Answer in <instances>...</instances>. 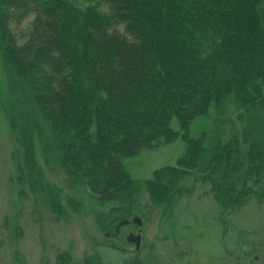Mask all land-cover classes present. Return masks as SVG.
I'll use <instances>...</instances> for the list:
<instances>
[{
	"label": "trees",
	"instance_id": "16d2710c",
	"mask_svg": "<svg viewBox=\"0 0 264 264\" xmlns=\"http://www.w3.org/2000/svg\"><path fill=\"white\" fill-rule=\"evenodd\" d=\"M86 1L95 6H83L85 0H5L16 23L32 19L25 43L5 52L26 96L20 117L29 118L33 108L54 134L61 132L56 143L70 170L68 148H87L75 166L89 172L104 198L113 190L116 198L131 195L123 158L180 134L185 155L177 169L156 172L145 183L150 198L168 200L161 190L165 181L176 185L191 166L214 164L234 190L235 204L247 191L239 196L231 183L238 170L237 151L228 161L232 143L215 139L204 149L205 137L191 139L188 131L229 96L241 109L264 110V0ZM29 87L38 91L37 100ZM252 146L258 155L257 144ZM256 164L249 163L245 176L259 174Z\"/></svg>",
	"mask_w": 264,
	"mask_h": 264
},
{
	"label": "rangeland",
	"instance_id": "374dc122",
	"mask_svg": "<svg viewBox=\"0 0 264 264\" xmlns=\"http://www.w3.org/2000/svg\"><path fill=\"white\" fill-rule=\"evenodd\" d=\"M73 1L80 5L81 0ZM4 2L0 0V264H264V110L246 111L229 96L221 109L211 107L189 127L191 139L205 137L204 149H211L215 139L232 143L225 146L232 151L229 162L237 151L238 170L230 179L239 196L247 193L235 204L230 203L234 190L229 192L214 164L191 166L176 185L165 181L161 190L168 200L150 198L145 183L156 172L177 169L185 155L180 134L123 158L122 168L133 183L131 195L116 198L113 190L104 198L101 187L89 182V172L75 166L86 158L87 148H68L70 170L56 143L61 132L54 134L33 108L29 118L20 117L26 96L5 52L25 43L32 19L16 23ZM83 6L95 4L85 0ZM27 89L37 100L38 91ZM170 125L178 131L176 120ZM251 161L259 163L260 172L247 177ZM133 217L141 219V226L133 224ZM121 220L128 224L116 232ZM130 233L141 236L138 250L126 241Z\"/></svg>",
	"mask_w": 264,
	"mask_h": 264
},
{
	"label": "water",
	"instance_id": "95a60500",
	"mask_svg": "<svg viewBox=\"0 0 264 264\" xmlns=\"http://www.w3.org/2000/svg\"><path fill=\"white\" fill-rule=\"evenodd\" d=\"M133 224L136 226H141V219H139L138 217H134L132 220ZM128 224V222L126 220H123L121 223H119L117 225V227L115 228V231L117 232V230L121 227ZM126 241L133 243L136 250L139 249V245L141 243V236L140 235H133L132 233H130L127 237H126Z\"/></svg>",
	"mask_w": 264,
	"mask_h": 264
}]
</instances>
